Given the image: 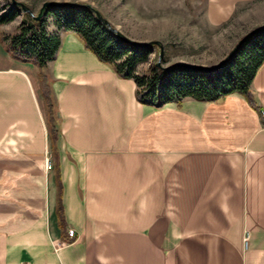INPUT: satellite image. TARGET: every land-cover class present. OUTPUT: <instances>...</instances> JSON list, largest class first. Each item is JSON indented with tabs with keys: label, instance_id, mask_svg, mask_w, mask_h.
Returning a JSON list of instances; mask_svg holds the SVG:
<instances>
[{
	"label": "crops",
	"instance_id": "1",
	"mask_svg": "<svg viewBox=\"0 0 264 264\" xmlns=\"http://www.w3.org/2000/svg\"><path fill=\"white\" fill-rule=\"evenodd\" d=\"M205 1L218 26L254 0ZM7 25L0 264H264V64L251 102L231 94L156 106L50 25L60 38L47 68L58 111L52 141L38 71L6 51Z\"/></svg>",
	"mask_w": 264,
	"mask_h": 264
},
{
	"label": "trees",
	"instance_id": "2",
	"mask_svg": "<svg viewBox=\"0 0 264 264\" xmlns=\"http://www.w3.org/2000/svg\"><path fill=\"white\" fill-rule=\"evenodd\" d=\"M19 13V9L7 5L0 11V26L13 22ZM22 16L23 20L15 31L2 33L1 40L13 58L36 67L52 141L58 136V111L47 68L56 57L60 38L57 33L48 31V16L53 19L51 25L57 32L74 34L100 62L109 65L119 76L132 79L137 96L146 104L163 106L180 103L186 98L217 102L231 94H241L251 102L252 82L264 64L263 30L239 45L228 63L219 70L206 72L180 66L166 70L153 63L146 73L139 74L138 66L149 60L155 47H133L122 42L89 9L50 8L39 21L28 14Z\"/></svg>",
	"mask_w": 264,
	"mask_h": 264
},
{
	"label": "rangeland",
	"instance_id": "3",
	"mask_svg": "<svg viewBox=\"0 0 264 264\" xmlns=\"http://www.w3.org/2000/svg\"><path fill=\"white\" fill-rule=\"evenodd\" d=\"M17 1L32 7L34 15L46 1L90 5L126 37L139 42H160L163 67L174 63L213 67L223 60L240 38L264 24V0L238 6L230 20L218 26L207 22L205 0ZM7 5L12 6L9 0H0V11ZM22 20L20 11L19 16L4 27L5 32L12 34ZM47 22L51 25L53 19L48 16ZM154 47L149 60L138 66L139 74L146 73L153 63L156 64L159 49Z\"/></svg>",
	"mask_w": 264,
	"mask_h": 264
},
{
	"label": "water",
	"instance_id": "4",
	"mask_svg": "<svg viewBox=\"0 0 264 264\" xmlns=\"http://www.w3.org/2000/svg\"><path fill=\"white\" fill-rule=\"evenodd\" d=\"M12 7L19 9L21 11L22 14H28L30 17H33L35 21H39L41 20L46 11L50 8H61V7H82V8H86L89 9L93 12V14L95 15V17L97 18V20H99L105 27H107V29L114 34L119 40H121L122 42L133 46V47H140V48H147L149 46H156L159 49V56H158V60L155 64L156 67L158 68H162V69H170L171 67L174 66H180L183 68H189V69H193V70H201V71H206V72H213L215 70H219L222 67H224L228 61L230 60L232 54L236 51V49L238 48L239 45H241L246 39H248L249 37L253 36L255 33L263 31L264 30V24L261 26H258L252 30H250L247 34H245L242 38H240L237 43L234 45V47L229 51V53L223 58V60L221 62H219L217 65L213 66V67H202V66H196V65H188L185 63H174L171 64L169 66L163 67L161 65V58L163 55V49H162V45L160 42L158 41H149V42H139L133 39H130L128 37H126L123 33H121L118 29H116L115 27H113L105 18L102 17V15L100 14V12H98L97 10L93 9L90 5L87 4H77V3H70V2H54V1H46L43 2L41 4V7L38 11V13L36 15H34L33 11L24 3L19 2L17 0H9Z\"/></svg>",
	"mask_w": 264,
	"mask_h": 264
},
{
	"label": "built area",
	"instance_id": "5",
	"mask_svg": "<svg viewBox=\"0 0 264 264\" xmlns=\"http://www.w3.org/2000/svg\"><path fill=\"white\" fill-rule=\"evenodd\" d=\"M260 118L262 119V121L264 122V110L260 111ZM53 168V163H52V158L49 155H46L44 160H43V169L46 172H50ZM68 237L69 239H73L74 238V231L73 230H68ZM247 239H248V235L246 234L243 241H244V246L246 247L247 244ZM66 243H60L59 247L61 246H65Z\"/></svg>",
	"mask_w": 264,
	"mask_h": 264
}]
</instances>
